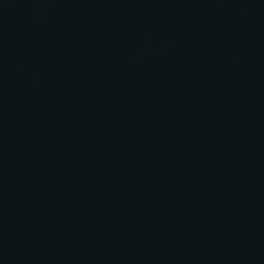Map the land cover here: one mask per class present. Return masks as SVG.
I'll return each mask as SVG.
<instances>
[{
	"label": "water",
	"instance_id": "obj_1",
	"mask_svg": "<svg viewBox=\"0 0 264 264\" xmlns=\"http://www.w3.org/2000/svg\"><path fill=\"white\" fill-rule=\"evenodd\" d=\"M0 264H264V0H0Z\"/></svg>",
	"mask_w": 264,
	"mask_h": 264
}]
</instances>
